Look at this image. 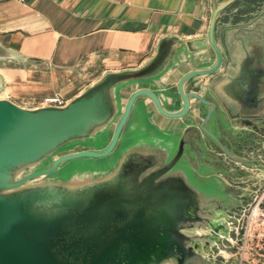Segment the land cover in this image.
I'll list each match as a JSON object with an SVG mask.
<instances>
[{"label":"water","instance_id":"95a60500","mask_svg":"<svg viewBox=\"0 0 264 264\" xmlns=\"http://www.w3.org/2000/svg\"><path fill=\"white\" fill-rule=\"evenodd\" d=\"M237 1L215 2L206 40L163 38L146 65L105 74L63 107L24 109L0 99V264H162L168 259L173 220L154 206L160 207L158 194L169 185L163 175L173 169L181 149L139 185L132 201L125 196L135 184L139 166L126 157L109 160L121 152L120 144L133 123L145 116L147 102L167 119L183 118L195 105L201 106L206 115L199 132L221 148L209 127L226 112L223 96L231 78L228 69L224 74L225 47L231 34L255 27L252 22L232 24V16L241 9L229 13V8ZM207 47L215 62L180 75L176 83L180 108L167 110L145 85L175 74L180 67L177 60L185 53ZM235 61L241 63L239 54ZM189 84L192 89L187 90ZM167 104L173 106V100ZM108 130L107 142L99 143ZM221 149L242 168L264 175V162ZM81 159L97 161L87 166L78 162ZM143 192L148 198L143 204L151 207L140 206L129 215L122 206L141 202ZM173 248L181 264L186 253Z\"/></svg>","mask_w":264,"mask_h":264},{"label":"crops","instance_id":"0c3cea01","mask_svg":"<svg viewBox=\"0 0 264 264\" xmlns=\"http://www.w3.org/2000/svg\"><path fill=\"white\" fill-rule=\"evenodd\" d=\"M216 1L0 0V99L24 109L37 108L44 97L55 94L70 101L107 73L133 71L146 65L163 38L206 40ZM263 2L238 0L229 13L247 11L249 22H253L264 13ZM185 54L177 60L180 67L175 74L145 85L169 111L180 108L176 91L180 75L209 68L215 62L210 47ZM170 100L173 106L167 104ZM184 122L163 118L147 102L145 116L133 125L147 126L165 137L168 130ZM225 216L224 212L214 211L215 219ZM249 226L250 237L259 239L261 235L259 241L263 242L264 228H258L259 233L251 231V222ZM249 255L245 261L258 262L257 254L251 258Z\"/></svg>","mask_w":264,"mask_h":264},{"label":"flooded vegetation","instance_id":"af4514ba","mask_svg":"<svg viewBox=\"0 0 264 264\" xmlns=\"http://www.w3.org/2000/svg\"><path fill=\"white\" fill-rule=\"evenodd\" d=\"M246 12L233 15L232 24H249ZM263 15L264 13L252 22L251 26H255L253 30L231 34L227 40L224 74L230 71L231 82L227 80L225 83L227 94L223 96V103L226 112L224 115L220 113L216 124L209 127V131L227 153L262 162ZM225 21L227 22L226 19ZM237 54L242 58L241 63L235 61ZM205 115L206 110L195 105L187 116L180 118L185 119L183 125L171 128L165 137L159 136L147 126L133 125L120 144L118 158H129L130 164L136 163L139 166L135 184L125 196L131 201L138 196L139 185L166 166L181 149L173 169L163 175L162 180L169 185L162 195L158 194L161 196L158 199L160 207L154 206L164 212V218L173 220L171 223L175 233L168 245L171 253L162 264H179L180 254L174 251L173 246L182 248L186 253L181 264H233L237 258L235 253L245 234L249 208L252 204L257 208L264 207V186L255 179L258 177L231 161L219 146L199 132L198 126ZM110 133L111 130L104 132L98 142L106 143ZM113 192L111 190L109 194L112 195ZM145 196L143 192L141 202L122 207L129 215L135 213L140 206L151 207L143 204L148 201ZM214 211L224 212L225 218L215 219ZM249 238L247 243L251 240Z\"/></svg>","mask_w":264,"mask_h":264},{"label":"rangeland","instance_id":"374dc122","mask_svg":"<svg viewBox=\"0 0 264 264\" xmlns=\"http://www.w3.org/2000/svg\"><path fill=\"white\" fill-rule=\"evenodd\" d=\"M117 155H118L117 153L113 154V157L111 158V160H109V163L113 162L114 158ZM96 161L97 160H88V159L78 160V162L85 163V164H89L90 163L91 165L93 163H95ZM95 167H99V166H97L95 164ZM253 174H254L253 176H256V174H258V173L253 171ZM255 179H257L259 181L261 186L262 185L264 186V175H262V176H260L258 178H255ZM249 181H251V180H249ZM260 211L264 212V207L263 206L262 207H258V209H256L254 207V204H252V206L249 208L247 221H249V222L251 221V226L253 225L252 227H254L253 229L251 228V231L254 230V229H255V231H257V230H259L258 228H264V217L261 216L262 212H260ZM257 232H259V231H257ZM261 232H263V231H261ZM260 239H261V235H260L259 239H255V238L250 237L249 238L250 241H248V243H247V246L252 249L250 254L252 256H255L256 254L258 255L256 257V260L258 262L257 263L255 262L253 264H264V261H262V260H264V232H263V235H262V241L263 242L259 241ZM260 248H262V249H260ZM252 256L249 255L250 258ZM236 257L237 258L235 259L233 264H239L238 250L236 251ZM242 264H250V261H244V262H242Z\"/></svg>","mask_w":264,"mask_h":264},{"label":"built area","instance_id":"2783aa9c","mask_svg":"<svg viewBox=\"0 0 264 264\" xmlns=\"http://www.w3.org/2000/svg\"><path fill=\"white\" fill-rule=\"evenodd\" d=\"M67 102L68 101L63 96L55 94L52 96L44 97L39 107H63ZM255 208L258 209L257 206ZM261 216L264 217V212L261 213ZM250 222L247 221L244 237L242 239V242L239 244L237 248L240 264L245 261L247 254H250V252L252 251V249L247 246V240L251 236L249 230Z\"/></svg>","mask_w":264,"mask_h":264}]
</instances>
